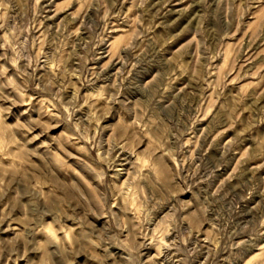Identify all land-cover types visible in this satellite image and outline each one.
<instances>
[{
	"label": "rangeland",
	"instance_id": "1",
	"mask_svg": "<svg viewBox=\"0 0 264 264\" xmlns=\"http://www.w3.org/2000/svg\"><path fill=\"white\" fill-rule=\"evenodd\" d=\"M0 264H264V0H0Z\"/></svg>",
	"mask_w": 264,
	"mask_h": 264
}]
</instances>
